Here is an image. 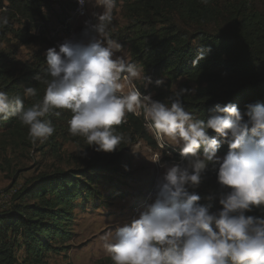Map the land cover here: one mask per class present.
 <instances>
[{
    "label": "trees",
    "instance_id": "16d2710c",
    "mask_svg": "<svg viewBox=\"0 0 264 264\" xmlns=\"http://www.w3.org/2000/svg\"><path fill=\"white\" fill-rule=\"evenodd\" d=\"M111 1L126 19L121 38L131 64L141 66L150 85L139 89L153 92L155 100L200 129L191 149L172 150L176 183L168 182L159 197L150 231L173 213L180 219L197 216L204 218L197 229L220 246L215 264L264 262V241L245 233L264 229V13L255 0ZM65 5L60 2L63 13ZM48 7V0H0V46L8 35L27 43L28 25L37 18L48 22L42 11ZM73 7L71 2L68 9ZM80 67L66 44L58 54L37 53L29 61L0 48V130L22 143L58 129L98 149L119 151L137 139L157 147L143 114L111 116L110 103L120 97L104 84L84 98L71 88L69 102L49 103L48 92L87 73ZM47 104L50 109L40 116ZM210 151L236 160L241 173H231ZM105 169L89 163L41 173L17 191L18 203L0 214V264H48L50 251H63L55 243L69 239L75 207L101 199L96 184ZM16 248L24 252L20 263Z\"/></svg>",
    "mask_w": 264,
    "mask_h": 264
},
{
    "label": "rangeland",
    "instance_id": "374dc122",
    "mask_svg": "<svg viewBox=\"0 0 264 264\" xmlns=\"http://www.w3.org/2000/svg\"><path fill=\"white\" fill-rule=\"evenodd\" d=\"M82 1L83 15H80L77 26H73L77 20L75 10L68 9L72 0H48L49 7L42 11L49 21L37 18L29 24V30L25 31L27 43L22 44L19 39L8 35L9 39L0 48L13 52L20 61H29L37 53L58 54L66 44L73 50L76 64L87 73L68 77L62 85L48 92L49 103L69 102L67 93L71 88H78L79 98H84L95 85L100 88L103 84L121 97L122 80L123 91L129 99L110 103L111 116L121 117L127 110L137 116L143 114L144 126L157 147L137 139L127 141L126 147L119 151L98 149L93 144L70 140L58 129L56 133L49 129L30 143H22L0 130V214L18 203L17 191L27 187L39 174L99 163L106 166L96 184L101 199L89 198L82 207L76 205L74 218L67 228L69 239L55 243L56 246H65V249L60 253L50 251L45 257L48 264L219 262L220 246L215 244L213 235L197 229L204 218L188 215L180 219L173 213L171 217L164 216L160 225L150 231V225L158 217L156 204L159 197L164 198L168 182L176 183V160L172 148L191 149L201 138L200 129L185 115L172 112L155 100L153 92L148 93L149 100V95L139 91L140 87L143 91L148 90L150 85L143 80L141 66L131 64L124 45L126 42L121 38L126 26L121 6L111 0ZM60 2L68 3L64 6V13ZM255 3L257 9L264 13V0H255ZM85 17L90 19L89 25H85ZM64 23L65 29L62 28ZM16 27L22 25L16 24ZM70 34L73 37L67 43L64 38ZM121 70L123 74L120 76ZM131 104H137L135 109ZM50 106L45 105L40 116ZM50 136L53 143L48 141ZM158 142L163 144L162 147ZM209 155L218 159L231 173L237 176L241 173V165L233 158L214 151ZM173 228L175 232H170L169 229ZM246 233H257L264 241V229L247 230ZM245 244L246 240L243 246ZM23 255V249L16 248L14 256L17 263L21 262ZM259 261L264 264L261 260L254 264H259Z\"/></svg>",
    "mask_w": 264,
    "mask_h": 264
},
{
    "label": "built area",
    "instance_id": "2783aa9c",
    "mask_svg": "<svg viewBox=\"0 0 264 264\" xmlns=\"http://www.w3.org/2000/svg\"><path fill=\"white\" fill-rule=\"evenodd\" d=\"M72 2L74 4L73 9L75 10V12H77V20H75L73 22V26H77V23L80 19L81 2H80V0H72ZM63 26H62V28H67V26H65V23L63 24ZM73 26L71 28H73ZM95 81H98V80L95 79ZM120 81H121V89H120L121 98L122 99H129L127 97V95L125 94V92L123 91L122 80H120ZM135 105H137V104H131V107H133L135 109Z\"/></svg>",
    "mask_w": 264,
    "mask_h": 264
},
{
    "label": "bare ground",
    "instance_id": "6f19581e",
    "mask_svg": "<svg viewBox=\"0 0 264 264\" xmlns=\"http://www.w3.org/2000/svg\"><path fill=\"white\" fill-rule=\"evenodd\" d=\"M80 2L82 3L83 1L82 0H80ZM82 11H83V9H82V6H81V8H80V15H83V13H82ZM75 14L77 15V12H75ZM73 17V16H72ZM75 17V16H74ZM73 17V18H74ZM82 17H84V16H82ZM72 19V18H71ZM84 20V19H83ZM85 25H89L90 24V19L89 18H87V17H85ZM69 24V23H68ZM88 27V26H87ZM84 28V27H83ZM65 29V28H64ZM85 29V28H84ZM87 29V28H86ZM82 30V29H81ZM83 36H84V34L82 35V33H81V38H83ZM72 35L70 34V35H68L67 37H65L64 38V40H65V42H69L71 39H72ZM79 37V38H80ZM80 40V39H79ZM86 61V60H85ZM86 63H88V62H86ZM93 65V64H92ZM99 73V72H98ZM99 76V75H98ZM126 76H123V78H125ZM137 96H139L140 97V94H137ZM145 97V96H144ZM149 98V97H148ZM131 106V105H130ZM135 113V112H134ZM153 128V127H152ZM154 134V133H153ZM156 134V133H155ZM157 135V134H156ZM158 145L159 146H161V145H163L162 143H159L158 142ZM162 147V146H161ZM173 150H175V149H173ZM176 151V150H175ZM183 158H184V156H183ZM150 193V192H149ZM245 233H246V231H245ZM259 264H262V263H259Z\"/></svg>",
    "mask_w": 264,
    "mask_h": 264
},
{
    "label": "clouds",
    "instance_id": "9594fccd",
    "mask_svg": "<svg viewBox=\"0 0 264 264\" xmlns=\"http://www.w3.org/2000/svg\"><path fill=\"white\" fill-rule=\"evenodd\" d=\"M121 76V75H120ZM139 91H141V90H139ZM142 92V91H141ZM115 94H116V92H114ZM142 93H144V92H142ZM144 94H147V95H149V100H150V94H148V93H144ZM117 95V94H116ZM119 96V95H118ZM120 97V96H119ZM120 99H121V101H122V98L120 97ZM123 102V101H122ZM127 111H129V110H127ZM130 112H132V111H130ZM133 113V112H132ZM133 115H135L134 113H133ZM139 115H141V114H139ZM135 116H137V115H135ZM172 150H173V148H172ZM176 150V149H175ZM174 151V150H173ZM176 151H178V150H176ZM179 152V151H178ZM183 155V154H182Z\"/></svg>",
    "mask_w": 264,
    "mask_h": 264
}]
</instances>
